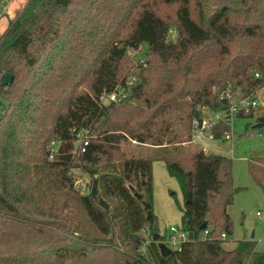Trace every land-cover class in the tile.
Returning a JSON list of instances; mask_svg holds the SVG:
<instances>
[{
    "label": "trees",
    "instance_id": "obj_1",
    "mask_svg": "<svg viewBox=\"0 0 264 264\" xmlns=\"http://www.w3.org/2000/svg\"><path fill=\"white\" fill-rule=\"evenodd\" d=\"M162 5L177 6L174 20ZM142 46L128 86V51ZM7 74L14 80L3 85ZM262 88L264 0H45L10 20L0 37V264H264L251 241L223 246L232 160L185 148L206 110L228 111ZM121 89L125 97L106 100ZM257 121L264 126V112ZM230 129L221 123L215 138ZM126 142L150 149L129 154ZM155 162L184 197L188 240L167 258L145 209ZM74 169L90 179L83 193ZM250 173L261 184L264 159H252Z\"/></svg>",
    "mask_w": 264,
    "mask_h": 264
},
{
    "label": "rangeland",
    "instance_id": "obj_2",
    "mask_svg": "<svg viewBox=\"0 0 264 264\" xmlns=\"http://www.w3.org/2000/svg\"><path fill=\"white\" fill-rule=\"evenodd\" d=\"M44 1L29 0L23 11L24 17L31 16ZM6 7V2H3L2 8L0 7L1 14ZM176 8L175 5H162L159 8V13L165 19L174 20ZM7 14L8 11L0 21V33L7 28ZM172 36L175 37V33ZM145 52L144 46L136 51H128L123 71L128 86L137 82L141 65L146 60ZM257 96L264 100V88L257 93ZM255 114L253 118L232 117L231 138L227 141L200 140L197 144H187L185 148H205L211 154L222 155L232 160L233 187L237 191L232 205L228 207L232 234L225 239L223 246L227 250H233L238 242L251 241L254 243L256 251L264 254V181L261 184L257 183L250 173L251 160L254 158L264 159V126L258 127L260 123L257 121L262 112L256 111ZM51 145L53 147L51 151L56 152L57 144L52 143ZM76 145L79 146L80 142ZM148 149L150 148L138 145L136 142L122 144L123 151L136 156L147 154ZM50 159L52 160V155ZM72 174L75 178V188L83 193L90 183L89 177L79 169L72 170ZM154 185L155 196L152 213L156 217L159 234L167 239L173 226L178 229L182 228L181 208L184 207V197L178 181L170 177L167 172L165 178L158 175ZM217 201L216 197L211 202L215 205ZM143 234L146 240L144 245H148L152 241L151 236L147 232ZM102 246L110 247L108 243H103ZM144 249L143 251H145Z\"/></svg>",
    "mask_w": 264,
    "mask_h": 264
},
{
    "label": "built area",
    "instance_id": "obj_3",
    "mask_svg": "<svg viewBox=\"0 0 264 264\" xmlns=\"http://www.w3.org/2000/svg\"><path fill=\"white\" fill-rule=\"evenodd\" d=\"M3 2L0 4L2 8ZM7 12V7L4 8L3 13H0V18L4 17ZM139 50V49H138ZM132 84V83H130ZM120 96L125 97L126 92L125 90H120L119 92H114L112 95L106 98L108 101H116ZM251 110L264 112V100L260 99L257 95L251 98H244L240 99L237 102H234L228 111H209L206 110V115L201 120H195L192 124V131H191V140L190 144H197L200 140H217L215 138L214 129L219 126L221 123L229 124L231 126V119L232 117H236L239 113L241 114H248ZM231 138L230 132H226L223 136L225 141ZM83 145L79 146L76 149L77 151L84 152L86 146L88 145L87 142H82ZM204 152L209 153L205 150V148H201ZM208 232H205L207 235ZM222 238H226L225 235ZM188 240V234L184 231L183 228L178 229L177 227L173 226L170 229V236L169 238L165 239L163 242L165 243L171 250L178 249L181 247L183 243Z\"/></svg>",
    "mask_w": 264,
    "mask_h": 264
},
{
    "label": "crops",
    "instance_id": "obj_4",
    "mask_svg": "<svg viewBox=\"0 0 264 264\" xmlns=\"http://www.w3.org/2000/svg\"><path fill=\"white\" fill-rule=\"evenodd\" d=\"M3 2H6L7 4V23H9L10 20H14L16 18H19L23 15V11L25 10L26 6L28 5L29 0H4ZM4 18V17H3ZM0 21H2V19ZM8 26V24H7ZM3 32L0 33V37L2 36ZM166 167L163 162H155L153 164V178L154 182L155 179L157 180V176L161 175L164 178L166 177ZM168 173V172H167ZM154 196H155V185H154Z\"/></svg>",
    "mask_w": 264,
    "mask_h": 264
},
{
    "label": "water",
    "instance_id": "obj_5",
    "mask_svg": "<svg viewBox=\"0 0 264 264\" xmlns=\"http://www.w3.org/2000/svg\"><path fill=\"white\" fill-rule=\"evenodd\" d=\"M13 80H14L13 75L12 74H7L3 78L2 84L3 85H8V84L12 83ZM258 127L261 128V127H263V125L262 124H259ZM87 192H88V194H90V189L89 188H88ZM135 196H136V198L138 200H142L143 199V196L140 195V194H138V193H136ZM150 208H151V206L149 204H145V209L147 211V220H150L153 217V213H152V210ZM207 226H208V223L207 222H204L203 225L201 226V229L202 230H205L207 228ZM160 237H161L160 234H155L154 235V242H157L158 243V247L160 249L161 256L164 257V258H167V257H169V256H171L173 254V250H171L165 243L160 242Z\"/></svg>",
    "mask_w": 264,
    "mask_h": 264
}]
</instances>
